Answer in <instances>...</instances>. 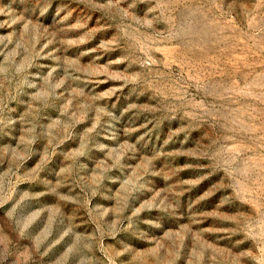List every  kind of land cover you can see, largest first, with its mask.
Listing matches in <instances>:
<instances>
[{
    "label": "rangeland",
    "instance_id": "obj_1",
    "mask_svg": "<svg viewBox=\"0 0 264 264\" xmlns=\"http://www.w3.org/2000/svg\"><path fill=\"white\" fill-rule=\"evenodd\" d=\"M0 264H264V0H0Z\"/></svg>",
    "mask_w": 264,
    "mask_h": 264
}]
</instances>
